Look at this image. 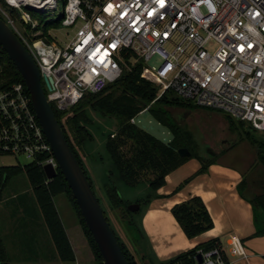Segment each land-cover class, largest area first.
Masks as SVG:
<instances>
[{"label": "built area", "instance_id": "built-area-1", "mask_svg": "<svg viewBox=\"0 0 264 264\" xmlns=\"http://www.w3.org/2000/svg\"><path fill=\"white\" fill-rule=\"evenodd\" d=\"M60 1L57 19L74 28L63 44L46 40L31 13H54ZM3 2L27 26L16 25ZM0 15L35 59L48 101L65 127L86 95L122 76L125 52L132 51L143 61L142 77L159 84L161 95L173 90L264 135V0H0ZM154 56L160 64L146 65ZM0 156H25L43 169H59L23 82L0 89ZM248 255L233 234L227 248L223 241L199 249L193 264H233L231 257Z\"/></svg>", "mask_w": 264, "mask_h": 264}, {"label": "trees", "instance_id": "trees-1", "mask_svg": "<svg viewBox=\"0 0 264 264\" xmlns=\"http://www.w3.org/2000/svg\"><path fill=\"white\" fill-rule=\"evenodd\" d=\"M1 17L3 16L1 15ZM124 56L127 59L130 57H137L132 51H126ZM142 72L143 61L139 59V62L130 64L129 68H124L122 76L117 81L110 83L104 90L96 94L86 95L73 107L72 111L74 112V110L86 100L105 113H114L119 118V126L116 132L110 133L107 136L106 148L119 172L120 178L130 186L139 184L142 180L146 179L148 174H151L152 177L146 180L149 182L151 190L156 192L165 185L166 177L170 172L177 169L191 158L199 159L202 163L201 168L180 184L179 187H182L184 183L188 182L196 174L205 172L211 164L217 162V159L207 158L205 160L204 157L200 156L194 150V147L198 145L197 142L194 140L191 133L178 124L170 111V108L174 107L192 108L194 106L197 108L198 106H192L189 101L180 98L177 94L176 95L181 101H179L178 98L169 96L167 92L172 90H168L158 97L156 86L153 82L142 77ZM17 82H23L25 84L14 62L0 45V89L11 86ZM118 84H120L119 88L113 90L114 86ZM151 102H153L152 105H150ZM148 106L149 108L147 109ZM145 109L150 111L160 123L170 129L172 139L169 142L162 141L150 132L139 127L136 123L131 122L132 118ZM73 112L71 116L67 118V127L61 122L62 114L58 111H55V114L63 127L73 151L83 166L76 145H82L91 137V134L85 126L79 123L80 119H82L81 115H84V109L79 113L73 114ZM230 121L232 122V120ZM71 136L76 143L72 141ZM182 146L190 150L191 154L189 156H181L179 154L178 150L182 148ZM261 153L262 151H260V155L262 156ZM23 172H25L28 177L32 191L42 211L60 259L63 261H75L76 259L75 251L55 202V197L57 195L65 194L79 216L83 230L91 250L93 251L95 260L92 264H105L98 246L71 193V189L59 169L54 178L48 179L42 166L34 163L1 167L0 201L3 184H5L10 177ZM85 173L87 174L86 170ZM87 176L94 189L92 179L88 174ZM242 187L243 179L239 183L238 189L241 196L253 205L254 223L256 227L254 235H264V192L249 197L244 193ZM104 189L111 203V208L119 211L123 222L127 229L131 233L133 232L135 239L137 241H139V239L142 240L144 238V233L140 223V216L138 215L140 210L138 214L135 215L134 212L128 209L129 202H125L119 189L111 178L105 182ZM155 196L157 195H149L144 199L136 200V202L142 207L143 204L147 205ZM171 211L183 232L189 238L196 237L214 227V220L200 196H192L185 201L176 203ZM104 212L130 264H138L134 254L130 252L126 243L120 238L116 229L112 226L109 214L105 209ZM217 243H221L220 238H211L189 250L179 253L168 262L162 264H193L195 255L199 249H208ZM0 264H10L1 235V223Z\"/></svg>", "mask_w": 264, "mask_h": 264}, {"label": "crops", "instance_id": "crops-1", "mask_svg": "<svg viewBox=\"0 0 264 264\" xmlns=\"http://www.w3.org/2000/svg\"><path fill=\"white\" fill-rule=\"evenodd\" d=\"M90 134L91 137L82 145H76V149L94 187L98 188L97 184H99L100 188H104L109 178L114 182L112 177L114 172L110 171L106 181L101 180L102 178L96 173L91 155L86 154L88 148L92 151L95 147L94 144L86 147L88 142H93L94 139L93 133ZM201 165L199 159L191 158L170 172L166 177L165 185L156 192L152 191L148 184L145 196L142 197L140 194V197H137L144 199L149 195H157L145 205L146 209L140 215L144 233L141 256V259L145 260L143 264L168 262L179 253L211 238H220L227 248L229 236L233 234L242 238L249 253L246 258L231 257L233 264H264V235H254L256 227L253 205L241 196L238 189L243 179L242 172L217 160L205 172L196 174L179 187L195 174ZM116 172L119 177L117 168ZM117 185L120 187L119 182ZM9 192L0 201V223L10 264H92L94 262L93 251L74 206L71 205L70 209L67 202L59 198L60 195L65 194L57 195L55 202L75 251V261L60 259L33 191ZM192 196H200L203 199L214 220V227L189 238L183 232L171 209L176 203ZM69 203L71 204L70 201Z\"/></svg>", "mask_w": 264, "mask_h": 264}, {"label": "rangeland", "instance_id": "rangeland-1", "mask_svg": "<svg viewBox=\"0 0 264 264\" xmlns=\"http://www.w3.org/2000/svg\"><path fill=\"white\" fill-rule=\"evenodd\" d=\"M3 5L7 13L15 20L16 25L21 29L23 24L27 26V24L20 19L16 8L4 2ZM62 11L63 1H60L58 9L54 13L44 14L41 12H31L32 17L37 18L40 22L38 28L42 30L45 39L53 40L59 44L67 42L74 31L72 26H63L61 20L57 19L58 13ZM46 22L47 24L45 26L44 24ZM179 40L180 36L176 35L174 42L177 43ZM139 59L138 57H130L127 59L124 56V68H129L130 64L139 62ZM160 61L161 59L158 56H154L146 65L157 66L160 64ZM153 84L157 88L158 97H160L161 86L157 83ZM119 86L120 84L115 85L113 90L119 88ZM167 93H169V96L178 98L173 90ZM179 101L181 100L179 99ZM152 103L153 102H151L150 105H152ZM189 103L192 106L194 105L192 102ZM83 109L84 115H81L82 119H80L79 123L85 126L90 133H93V142L88 140L89 142L86 147L92 144H94L95 147L92 151L88 148L86 154L91 155L96 167V173L102 178L101 180L106 181L105 179L110 176V171L112 170L114 172L112 177L115 185H117L118 182L120 184V187L118 185L117 187L121 191L122 198L125 202H129V204L135 203L138 199L137 197H140V194L144 197L147 193L146 189H148L149 182L146 179L151 178L152 175L148 174L146 179L135 186H130L123 182L120 176L118 177L114 163L106 148L107 136L110 133L116 132L119 126V118L114 113H105L86 100L74 110L73 114L79 113ZM147 109L136 116V124L162 141L169 142L172 139L170 129L160 123ZM170 111L178 124L191 133L198 144L194 147V150L200 156L204 157L205 160L207 158H215L220 162L238 168L243 174L242 188L247 196L252 197L264 192V135L262 133L253 129L248 122L237 120L222 110L203 107L196 108L193 106L192 108L174 107L170 108ZM230 120H232V122ZM71 139L76 143L72 136ZM183 147L185 146H182V148ZM260 151H262V156L260 155ZM19 162L24 165L31 162V160L25 156H20L18 158L14 156H0V169L3 166H11ZM97 186L98 188L94 187L95 193L99 197L101 205L109 214L112 226L116 229L120 238L126 243L130 252L134 254L136 260H138L140 264H143L145 262V260L141 259L143 241L141 239H139V241L135 239L133 232L131 233L127 229L119 211L111 208V203L106 195L105 189L100 188L99 184H97ZM11 190L19 193L25 192L26 190L32 192L30 182L25 172L10 177L5 184H3L1 198L8 195ZM66 197V195H60L59 198H63L71 209L72 204L69 203L67 200L68 197ZM145 209L146 207L143 204L139 209L140 213L138 214V210L135 211L134 214L140 216Z\"/></svg>", "mask_w": 264, "mask_h": 264}, {"label": "water", "instance_id": "water-1", "mask_svg": "<svg viewBox=\"0 0 264 264\" xmlns=\"http://www.w3.org/2000/svg\"><path fill=\"white\" fill-rule=\"evenodd\" d=\"M38 1L42 2L43 0ZM0 45L14 62L27 86L34 110L47 139L51 143L59 170L71 189V193L98 246L104 263L130 264L83 166L73 151L63 127L48 101L41 72L35 59L1 15ZM45 83L51 87L52 79H45ZM178 151L181 156L191 154L187 147L180 148ZM44 172L48 179H52L57 175V171L51 165L44 166ZM140 207V204L135 202L129 204L128 209L135 212ZM197 258L201 260V255H198Z\"/></svg>", "mask_w": 264, "mask_h": 264}, {"label": "bare ground", "instance_id": "bare-ground-1", "mask_svg": "<svg viewBox=\"0 0 264 264\" xmlns=\"http://www.w3.org/2000/svg\"><path fill=\"white\" fill-rule=\"evenodd\" d=\"M27 87V86H26ZM28 90V89H27ZM29 92V91H28ZM30 94V93H29ZM58 173V172H57Z\"/></svg>", "mask_w": 264, "mask_h": 264}]
</instances>
